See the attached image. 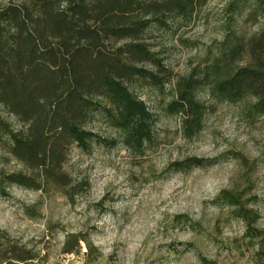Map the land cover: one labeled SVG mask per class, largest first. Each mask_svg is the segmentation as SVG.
Returning a JSON list of instances; mask_svg holds the SVG:
<instances>
[{
	"label": "trees",
	"instance_id": "1",
	"mask_svg": "<svg viewBox=\"0 0 264 264\" xmlns=\"http://www.w3.org/2000/svg\"><path fill=\"white\" fill-rule=\"evenodd\" d=\"M208 1L9 0L0 4V106L21 124L14 129L0 114V150L24 168L0 169V192L16 185L60 192L74 202L88 182L73 178L64 165L70 147L89 152L93 142L105 141L86 128L95 115L106 118L126 147L143 151L154 137L155 117L133 87L162 92L171 85L174 98L167 111L181 115L190 135L199 131L206 109L197 97L201 89L217 102L246 100L254 115L264 113V31L249 39L227 21L224 42H217L210 57L175 80L147 42L153 29L190 19ZM246 5L247 0L233 3L229 20L232 15L241 17ZM261 10L264 0H257L245 20L254 22ZM257 98L259 103H254ZM206 162L191 158L175 165L188 170ZM217 201L230 208L231 216L246 222L245 237L258 240L257 261L264 264V235L254 225L258 212L230 191ZM83 239L68 236L62 251L78 253ZM34 256H39L36 250L11 245L0 251V264H33ZM200 259L215 264L204 256Z\"/></svg>",
	"mask_w": 264,
	"mask_h": 264
},
{
	"label": "rangeland",
	"instance_id": "2",
	"mask_svg": "<svg viewBox=\"0 0 264 264\" xmlns=\"http://www.w3.org/2000/svg\"><path fill=\"white\" fill-rule=\"evenodd\" d=\"M7 1L9 0H0V4ZM220 2L221 0H209L197 9L190 19L174 20L169 23L168 28L153 29L150 32L147 42L163 59L171 72L172 80L186 75L194 66L202 64L207 57H210L216 43L219 42L217 36L221 31ZM232 16L231 20H229L230 15L227 17L232 28L247 36L249 21L242 16ZM132 91L146 103L155 117L154 137L146 144L143 151L138 152L126 147L121 141L119 132L108 124L106 118L95 115L87 123L86 128L105 141L93 142L89 152H84L76 146L70 147L64 165L73 178L88 182L87 189L76 197L74 202H69L60 192L32 191L16 185L5 186V194L0 192V197H4L9 202L12 199L22 200L35 195V204L18 213L25 216L26 224L41 226V230L33 238L34 241H29L33 249L48 264H83L84 257L91 250V246L87 244L88 239L89 237L95 239L96 230L91 224L100 218L99 211L113 210L114 219L117 214L123 218L129 213L131 202L138 192L141 221L150 223L155 228L161 217H166L165 224L170 237L195 239L204 254L213 257L209 260L215 264L218 256L220 264H231V261L240 264L245 257L249 260L254 258L256 264H259L255 251L258 240L250 242L245 238H237L231 242L228 252L222 254L217 252L221 241L226 239L228 234L238 232L244 225L229 214V207L219 206L217 200L202 206L200 201L204 197L196 191V188L214 185L223 175V169H193L191 174L186 176L159 179L154 177L151 162L168 156L179 160H184L185 157L195 158L206 147L210 148L218 141L220 133L226 136L232 135L237 124L244 139L251 135L259 142L260 138L264 137V119H259L249 111V102L246 100L236 103L217 102L207 94L206 89H201L197 97L206 109L199 131L190 135L183 128L181 115L167 111L168 103L174 98L171 85H167L162 92L147 86L133 87ZM242 111H246L243 117L240 115ZM0 114L14 129L21 127L16 118L7 113L2 106H0ZM232 147L236 149L231 153L234 156H240L241 151L251 155L258 150L257 143L252 140H247L246 146L237 143ZM240 158L243 160L244 170L238 178H234L230 192L236 194L240 201L245 202L246 207L258 212V219L254 225L264 235V156L251 162L243 156ZM208 163L210 161L206 162ZM173 167L178 168V165ZM0 169L7 172L24 170L18 161L2 150H0ZM117 178L121 183L112 184L111 182ZM105 185L108 186L105 188ZM176 189L181 191L177 192ZM254 189L256 194L253 192ZM104 191L106 195L103 200L91 209L93 214L81 225L80 222L82 223L84 218L80 213L85 205H88L93 198H98L97 193L103 194ZM176 196L184 199L177 201L174 198ZM8 211L11 213L16 209L10 208ZM182 212L183 215L180 214ZM186 218L190 220L187 223ZM58 219L69 223L67 232L61 230L62 225ZM71 223L76 226H72ZM190 229L196 230L200 235L193 236ZM69 232L87 234L82 236L84 241H80L78 253L62 251L64 237ZM37 244L39 248L36 247ZM188 247L192 248L193 245L190 244ZM186 260L191 262L192 258L189 256ZM191 264H195V261Z\"/></svg>",
	"mask_w": 264,
	"mask_h": 264
},
{
	"label": "clouds",
	"instance_id": "3",
	"mask_svg": "<svg viewBox=\"0 0 264 264\" xmlns=\"http://www.w3.org/2000/svg\"><path fill=\"white\" fill-rule=\"evenodd\" d=\"M237 0H221L219 4L220 20L219 27L221 31L217 36L220 43L224 42L228 34L226 25L227 17L231 15L228 12L229 7L236 3ZM240 4H244V0H239ZM257 6V0H247V5L244 7L243 13L240 15L243 19H247L251 14L253 8ZM264 31V10L257 12L255 21H249L247 25V38L258 35ZM254 103H259V99H255ZM240 115H246V111H242ZM259 119H264V113L257 114ZM247 140H252L257 143V152L249 155L241 151L240 156H243L249 161H253L264 156V137H261L259 142L256 138L248 135L247 139L243 138L240 132L239 125L237 124L233 134L226 136L220 133V139L213 143L210 148L206 147L196 159L202 161H210L208 164H193L187 172L183 168H175L173 165L179 163L183 165L190 157H185L184 160L173 159L171 156L160 157L152 160L151 168L155 178L171 179L177 176H186L191 174L193 169L204 170H220L223 169V175L215 182L214 185L197 186L196 191L204 197L200 201L203 206L206 203L220 198L221 194L225 191H231L234 178H238L244 170L243 160L240 156L231 155L236 151L233 145L240 143L246 146ZM129 167H131L129 165ZM127 178V177H126ZM125 178V179H126ZM112 184H120V179H115ZM108 185H105V188ZM180 192L181 189H176ZM254 194L255 189L253 190ZM106 192L103 194L97 193L98 198H93L88 205H85L80 215L83 216V225L88 216L92 215L91 209H94L97 204L103 200ZM139 193L137 192L134 200L131 202V209L127 216L120 218L119 214L114 219L112 216L113 210L99 211V219L92 222L91 227L96 230L95 239L89 237L87 244L91 246V250L84 257L83 264H203L200 259L204 256L205 259H212L213 257L207 256L198 247L197 241L192 238H172L167 234V225L165 224L166 217H161L157 222L156 227L153 228L150 223H145L139 218L140 201L137 199ZM175 200L180 201L184 199L181 196L174 197ZM35 204V195L29 196L25 199H12L11 202L4 197H0V251L8 248L11 245L16 247L34 250L33 245L29 241H34L37 232L41 230L38 224L28 225L25 223V216L18 214L20 210L31 208ZM119 207V206H117ZM236 206H233L235 209ZM16 209L14 212H9L8 209ZM183 215L184 213H180ZM61 222V230L67 232L69 223L63 219H58ZM199 223V221H195ZM244 225L235 234H228L226 239L221 241V245L217 248L218 254L228 252L231 242L237 238H245L247 231L246 222L241 218ZM76 226V224H72ZM161 225H164L161 227ZM102 230V231H101ZM193 236H199L200 233L192 230ZM75 235L78 238L87 235L83 232H69L68 236ZM222 236L224 234H221ZM68 236L64 237L67 243ZM193 245L189 248L188 245ZM39 248V245H36ZM255 251H261L259 245H255ZM191 257V262L186 260V257ZM34 264H48L42 256H34ZM7 264V262H5ZM18 264V262H17ZM217 264H220L219 256L217 257ZM231 264H236L231 261ZM240 264H256V260H251L245 257L240 261Z\"/></svg>",
	"mask_w": 264,
	"mask_h": 264
}]
</instances>
